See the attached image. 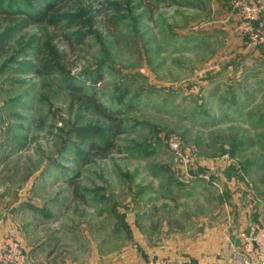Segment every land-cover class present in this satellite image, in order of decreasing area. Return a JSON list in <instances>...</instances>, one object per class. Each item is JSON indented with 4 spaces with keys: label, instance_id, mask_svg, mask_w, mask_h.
<instances>
[{
    "label": "rangeland",
    "instance_id": "rangeland-1",
    "mask_svg": "<svg viewBox=\"0 0 264 264\" xmlns=\"http://www.w3.org/2000/svg\"><path fill=\"white\" fill-rule=\"evenodd\" d=\"M39 1L0 0V241L229 264L213 250L264 217V0Z\"/></svg>",
    "mask_w": 264,
    "mask_h": 264
},
{
    "label": "built area",
    "instance_id": "built-area-1",
    "mask_svg": "<svg viewBox=\"0 0 264 264\" xmlns=\"http://www.w3.org/2000/svg\"><path fill=\"white\" fill-rule=\"evenodd\" d=\"M257 15L252 14L250 19L257 20ZM262 19H264V14ZM261 26L264 29L263 23ZM0 264H26L24 252L20 245L12 239L0 241ZM161 264L175 263L168 261ZM195 264L210 263L205 259H198ZM229 264H264V217L258 222H253L248 231L243 234L240 244L233 247Z\"/></svg>",
    "mask_w": 264,
    "mask_h": 264
},
{
    "label": "trees",
    "instance_id": "trees-1",
    "mask_svg": "<svg viewBox=\"0 0 264 264\" xmlns=\"http://www.w3.org/2000/svg\"><path fill=\"white\" fill-rule=\"evenodd\" d=\"M36 6H37V14L40 16V15H43L45 16L47 14V12H49L52 8V5L50 3L46 4V3H42L40 2L39 0H36ZM4 13H8V10H5L3 11ZM26 15L31 19V22L32 23H36V22H41L42 20H45L46 22L52 24L54 22V16H49L48 18H44V19H34L33 15L29 14V13H26ZM46 75H50L53 73V71H45L44 72ZM85 101H86V104L89 106V105H92L94 106L95 110L98 112V114H100L101 116H103L104 118H107V119H110L112 115L111 112H109L103 105H101L97 99H96V96L95 95H86V97L84 98ZM117 126L119 129L122 128V120H118L117 121ZM112 147V144H107V146L105 147H96L94 144H91V149L92 150H96L94 152H96L95 154L96 155H99L101 158H104L106 157V154L108 153V151L110 150V148ZM101 154V155H100ZM74 192L77 194V189L75 188L74 189Z\"/></svg>",
    "mask_w": 264,
    "mask_h": 264
},
{
    "label": "crops",
    "instance_id": "crops-1",
    "mask_svg": "<svg viewBox=\"0 0 264 264\" xmlns=\"http://www.w3.org/2000/svg\"><path fill=\"white\" fill-rule=\"evenodd\" d=\"M247 229H248V226H247ZM247 229H246V232H247ZM229 243H230V249H226L227 251H225V252H221L220 250H213V252L215 253V258H219V259H222V258H224V257H227L226 259L228 260V261H230V257H231V255H232V251H233V247L234 246H238L239 244H240V242H238V241H229ZM228 246V245H227ZM201 259H205V260H207L208 262H209V258L207 259V257L205 258V257H202ZM168 261H170V260H164V261H160L158 264H161V263H164V262H168ZM210 263V262H209Z\"/></svg>",
    "mask_w": 264,
    "mask_h": 264
}]
</instances>
